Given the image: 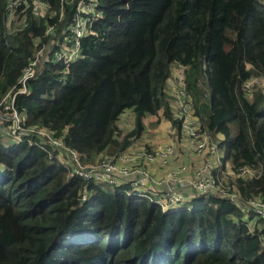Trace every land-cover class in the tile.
Returning <instances> with one entry per match:
<instances>
[{
	"label": "trees",
	"instance_id": "trees-1",
	"mask_svg": "<svg viewBox=\"0 0 264 264\" xmlns=\"http://www.w3.org/2000/svg\"><path fill=\"white\" fill-rule=\"evenodd\" d=\"M42 1L60 9V0ZM5 3L0 0V99L33 57L45 22L58 20L29 11L28 27L9 34ZM99 10L98 36L82 39L84 57L67 71L64 63L46 64L17 96L25 123L50 129L83 155L126 150L145 134V118L172 117L165 87L178 61L224 163L258 171L237 179L242 197L264 195V90L250 99L243 89L264 74V5L100 0ZM73 12L67 6L66 22ZM199 93H208L209 110ZM128 108L135 126L123 134L118 121ZM7 139L0 132V264H264V220L227 199L197 194L190 200L195 209L163 212L123 187L68 177L65 165L38 145ZM250 219L261 226L252 230Z\"/></svg>",
	"mask_w": 264,
	"mask_h": 264
},
{
	"label": "built area",
	"instance_id": "built-area-1",
	"mask_svg": "<svg viewBox=\"0 0 264 264\" xmlns=\"http://www.w3.org/2000/svg\"><path fill=\"white\" fill-rule=\"evenodd\" d=\"M261 1L264 3V0ZM99 5L100 0H60V9L57 10L48 1L6 0L4 16L9 34H17L28 27L29 11L37 18L58 16V20L54 23L47 20L45 33L36 38V44H41L44 39H48L47 42L38 48L23 68L16 84L0 99V132L13 141L25 140L29 144L39 145L51 160L66 165L68 177L76 176L86 182L123 187L128 196L145 197L159 204L164 212L188 208L185 207V202L189 197L192 199L197 194H207L227 199L246 216L254 214L257 219L264 220V195L245 199L233 180H230L232 176L237 179L254 177L258 171L241 167L237 171L218 174L222 169L224 156L218 143L204 128L201 116L196 110L187 87L185 66H179L174 75L170 133L173 137L186 139L190 148L204 157L203 163L195 169L189 179L178 177V173L189 171V167L184 163L177 171H172L163 178H158L152 173V163L166 167L181 160L182 154L175 140L157 148L136 147L132 144L115 156L90 164L84 163L82 155L50 129L25 123L26 115L16 106L17 96L29 91V80L40 74L46 64L64 63L67 71L70 64L84 57L82 39L89 35L98 36L93 26L102 15ZM67 6L74 10L73 16L69 22L62 25ZM263 85L264 74L248 79L243 88L247 95H252ZM184 186L191 187L193 194L182 191ZM86 197L87 194H84L83 199ZM192 209H195L194 205Z\"/></svg>",
	"mask_w": 264,
	"mask_h": 264
},
{
	"label": "crops",
	"instance_id": "crops-1",
	"mask_svg": "<svg viewBox=\"0 0 264 264\" xmlns=\"http://www.w3.org/2000/svg\"><path fill=\"white\" fill-rule=\"evenodd\" d=\"M264 5V4H263ZM46 18V17H44ZM47 23V21L45 22ZM67 22L64 20L61 24H66ZM182 35L181 33H178V36ZM36 41V39H35ZM43 43V41H42ZM43 45V44H42ZM41 44L39 45H36V49H35V52H34V55L36 53V51L38 50V48L40 46H42ZM188 53L187 51L184 53V55L186 56ZM33 55V56H34ZM182 57H178L177 53H176V61L181 59ZM185 66L184 64L182 63H179L178 61L172 66V73L169 77V79L167 80V83H166V92H167V95H168V99L170 101V104H171V111L173 112V96H172V88L175 84V80H174V75H175V72H176V69L179 67V66ZM186 66H185V76H186ZM66 69V68H65ZM65 71V70H64ZM252 77H259V76H252ZM251 77V78H252ZM0 78H1V74H0ZM186 83H187V79H186ZM188 87V85H187ZM206 87V86H204ZM244 89V88H243ZM264 90V85L258 89H256L254 92H256L257 90ZM208 92V90H207ZM254 92L252 93V95H246V97L248 98H252ZM192 96V95H191ZM199 96L201 98V105L203 106V109L205 110H209L210 109V102H209V98H208V93L207 95L204 97V96H201V94L199 93ZM195 104V103H194ZM196 110L197 107H196ZM24 112V111H22ZM25 114V112H24ZM26 115V114H25ZM161 115V114H160ZM127 118V119H126ZM172 118V117H171ZM171 118L169 119H166V118H163L162 115L161 116H155L154 117H151L149 118V116L147 118H145V125H146V131H145V134L142 136V138H139V139H136L133 141L132 144H135L136 147H141L140 145V141H143V143L145 145H143V147H147V148H157V147H164L165 145H168L169 143H171L173 140L176 141V143H178V150L179 152H181L182 154V157H181V160L179 162H172L170 165L166 166V167H161L159 164L157 163H152L151 164V170H152V173L154 174V176L158 177V178H163L165 176L168 175V173L172 172V171H177L180 167V165L182 163L186 164L188 167H189V171L186 172V173H183V174H179V178H183V179H189L193 176V173L195 171L196 168H198L202 163H203V160H204V157L196 154L189 146L188 144V141L182 137H173V135L170 133V128L172 126V121H171ZM129 119H132V121H130V124H131V128H129L127 131H130L134 128L135 126V112H134V109L132 108V110L130 111H127L125 113H123L121 116H120V119L119 121H125V120H129ZM156 121V123H155ZM35 125V124H34ZM39 125V124H38ZM204 126V125H203ZM121 128V127H120ZM123 131H126L125 128H121ZM207 130V129H206ZM208 134L211 136V138L213 140H215L217 143L218 141L216 140L215 136H213L212 133H210L209 131H207ZM56 134V133H55ZM218 137H221L220 134L217 135ZM5 138L7 139V142L8 141H13L11 138L9 137H6ZM121 139V137L119 138ZM66 142V141H65ZM67 144V143H66ZM131 144V145H132ZM32 145V144H30ZM34 145V144H33ZM37 145V144H35ZM68 145V144H67ZM219 145V144H218ZM39 146V145H38ZM70 146V145H69ZM40 147V146H39ZM72 147V146H71ZM74 148V147H73ZM220 148V147H219ZM43 149V148H42ZM76 149V148H75ZM77 150V149H76ZM111 147L110 148H107L105 149L104 151L98 153V154H93V155H83L81 154L78 150V152L82 155V158H83V162L84 163H96L98 161H102L104 158L106 157H109V156H115L117 153L121 152V151H117V152H114V153H111ZM125 150V149H124ZM221 150V149H220ZM123 151V150H122ZM222 151V150H221ZM223 153V151H222ZM49 156V155H48ZM223 156H224V153H223ZM222 170L218 172L219 173H223V172H231L233 171L232 169V166L230 164V162H225L224 163V157H223V162H222ZM63 164V163H61ZM65 165V164H63ZM66 167V165H65ZM67 168V167H66ZM252 169V168H251ZM68 170V169H67ZM254 170V169H253ZM81 179V178H79ZM83 180V179H82ZM230 180H233L232 182H234V184H236L237 182V178H235L234 176H232L230 178ZM84 181V180H83ZM86 182V181H84ZM89 183V182H87ZM96 183H101V182H96ZM106 184V183H105ZM108 185V184H107ZM111 186V185H109ZM237 186V185H236ZM113 187V186H111ZM182 191H184L186 194H190L192 195L193 194V189L189 186H184V188L182 189ZM127 195V194H126ZM128 196V195H127ZM86 199V198H85ZM190 200H191V197H189V199L185 202V207H188L189 210H191L192 208V205L190 204ZM193 210V209H192ZM163 211V210H162ZM164 212V211H163ZM250 226V228L252 230L255 229V225H257L258 227H260L261 225L257 222L256 219H250L248 222H247Z\"/></svg>",
	"mask_w": 264,
	"mask_h": 264
},
{
	"label": "rangeland",
	"instance_id": "rangeland-1",
	"mask_svg": "<svg viewBox=\"0 0 264 264\" xmlns=\"http://www.w3.org/2000/svg\"><path fill=\"white\" fill-rule=\"evenodd\" d=\"M127 111H130V110H132V108H128V109H126ZM126 110L123 112V113H125L126 112ZM122 113V114H123ZM156 116V115H155ZM151 117H154V115H150L149 116V118H151ZM127 119V118H126ZM130 121H132V119H129V120H125V121H118V127L120 128H125L126 129V131L129 129V128H131V124H130ZM155 123H156V121H155ZM120 128V130L122 131V133L123 134H125V132L126 131H123L122 129ZM140 143V145H141V147H143V145H145L144 143H143V141H140L139 142ZM6 144H8V142L6 141ZM0 168H1V166H0Z\"/></svg>",
	"mask_w": 264,
	"mask_h": 264
},
{
	"label": "clouds",
	"instance_id": "clouds-1",
	"mask_svg": "<svg viewBox=\"0 0 264 264\" xmlns=\"http://www.w3.org/2000/svg\"><path fill=\"white\" fill-rule=\"evenodd\" d=\"M262 4H264L261 0H259ZM83 53H84V50H83ZM78 61V60H77Z\"/></svg>",
	"mask_w": 264,
	"mask_h": 264
}]
</instances>
